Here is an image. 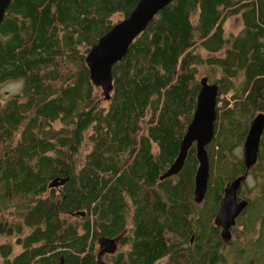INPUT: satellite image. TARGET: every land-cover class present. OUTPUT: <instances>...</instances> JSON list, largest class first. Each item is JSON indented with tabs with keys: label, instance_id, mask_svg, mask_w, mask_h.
<instances>
[{
	"label": "trees",
	"instance_id": "trees-1",
	"mask_svg": "<svg viewBox=\"0 0 264 264\" xmlns=\"http://www.w3.org/2000/svg\"><path fill=\"white\" fill-rule=\"evenodd\" d=\"M136 2L10 1L0 23V84L23 83L0 99V264H100L102 238L121 248L104 264L222 262L214 214L226 181L245 169L229 138L243 140L264 112V0H171L113 63L104 98L85 56L113 13L127 16ZM234 14L241 27L226 34ZM202 66L215 75L220 105L197 202L194 144L180 171L159 176L192 119ZM257 153L264 162V128ZM258 176L244 231L264 219V170ZM253 238L261 248L264 231Z\"/></svg>",
	"mask_w": 264,
	"mask_h": 264
},
{
	"label": "water",
	"instance_id": "water-1",
	"mask_svg": "<svg viewBox=\"0 0 264 264\" xmlns=\"http://www.w3.org/2000/svg\"><path fill=\"white\" fill-rule=\"evenodd\" d=\"M11 0H0V23ZM171 0H137L133 9L127 16L115 21L113 25L102 34L96 43L92 44L86 53L85 60L91 77L99 82L103 88L104 98L109 97L112 88L111 66L122 59L132 39L140 33L154 14ZM217 84L209 83L207 77L200 78V88L197 93L196 106L193 116L183 134L178 153L169 165L164 175L176 173L182 168L189 148L194 144L198 164L194 174L193 198L200 202L203 199L209 178V158L205 145L212 139L215 132L217 117ZM264 128V112H259L252 119L247 131L243 146V161L248 167L256 161L260 135ZM241 176L234 177L225 187L222 204L217 220L222 224V235L229 237V226L234 223L235 217L247 204L246 200L235 201V190L239 186ZM59 180H52L50 185H58ZM83 214V212H80ZM109 241L107 246L98 253L100 264H104L99 257L105 250L115 247V238H102ZM58 264H66L61 259Z\"/></svg>",
	"mask_w": 264,
	"mask_h": 264
},
{
	"label": "rangeland",
	"instance_id": "rangeland-1",
	"mask_svg": "<svg viewBox=\"0 0 264 264\" xmlns=\"http://www.w3.org/2000/svg\"><path fill=\"white\" fill-rule=\"evenodd\" d=\"M121 18H123V14L121 12H115L112 15V19L114 21H117ZM240 27H241V18L237 14H234V15L227 17V19L224 22V29H225L226 34H229L231 32H236L237 30H239ZM202 67L205 70H203L201 72L203 74V75L201 74V77L206 76L207 81L209 83H213L214 82L213 80L215 77L213 71L209 67L208 68L204 67V66H202ZM19 82H20V80H16V79L2 82L0 84V99L1 100L5 99V97L8 94L18 92V91H14V90L20 88ZM227 95H229V93H227ZM217 105H220L219 102L217 103ZM217 112H218V110H217ZM217 117H216V119H217ZM248 125H249V123H248ZM54 126H56V127L59 126V122H55ZM262 134H263V132L260 135V139L262 137ZM229 139L232 142L236 143V146L233 148V151H234L235 155L237 156V158H240V157L242 158V149H243L246 137H245V139L243 138V140H241V139H239V136L237 134H235L234 138L230 137ZM259 142H260V140H259ZM85 143L86 142H84V144ZM207 146L209 149V144ZM85 148H88V144L80 146V148H79L80 154L84 153ZM261 170H264V162H261L260 160H258V162L256 163L255 166L250 168V172H249L250 176L248 177L246 186H247L248 190L250 191L248 195L251 196L252 198H254V196L256 195L257 190H258V186H259V182L261 181V177L258 176V173ZM179 171H180V169H179ZM210 171H211V168H210ZM212 172L215 173L214 167L212 168ZM176 173H172V174H176ZM161 175H164V173H162ZM161 175L159 176V179H161L160 178ZM251 175H252V177H251ZM250 177H251V179H250ZM26 231H28L27 227H25L23 229L22 233H24ZM243 231H244L243 226L241 228L239 225H237V227L235 228V231L232 234V241H234V244H233L234 246H231V244L224 246V251H223L224 254L222 256L223 257L222 262H219L217 264H230V262L233 259V256H235V255H236V263L235 264H240L243 261L245 262V264H247V263L264 264V261H262L264 258V240L260 241L262 243V246L260 248L258 246V244H256V243H258L255 240L256 238H253L254 236H258V234L261 232L260 228L258 227V222L256 223V225L253 226L252 230H246L244 232ZM16 234L17 233H14L13 236H11L12 239L9 241H15L16 236H18ZM5 238H7V237L3 236V239H5ZM104 241H107V240H103V242H100L101 245L99 243V245L102 246L101 249H103L105 246H107L106 244L109 243V241H107L105 243H104ZM115 243L117 246L116 250L121 249L120 248V240L115 238ZM99 245L98 244L96 245L97 258H98V253L101 250ZM19 246L20 245L15 244V246H14L15 252L19 249ZM237 247H238V249H237ZM107 254L108 253H101L99 257L101 259L105 260L107 257ZM245 257H247V260H245ZM255 257H258V260ZM164 258L165 257H162L161 259H159L157 261V264H164V262H165ZM251 259H253V261L249 262V261H251Z\"/></svg>",
	"mask_w": 264,
	"mask_h": 264
},
{
	"label": "flooded vegetation",
	"instance_id": "flooded-vegetation-1",
	"mask_svg": "<svg viewBox=\"0 0 264 264\" xmlns=\"http://www.w3.org/2000/svg\"><path fill=\"white\" fill-rule=\"evenodd\" d=\"M242 160H243V149H242ZM171 162H173V161H171ZM257 162H258V153H257L256 161L253 164H250L248 167L244 165L245 169L243 171H237L238 173H236V175H235V176H241L239 186L235 190V194H234L235 201L236 202H241L243 200H246L247 204L242 208V210L239 212V214L235 217L234 223L229 226V232H230L229 237H224L222 235L223 227H222L221 221L217 220L216 216H217V214L219 213V211L221 209L222 197L224 195L225 187L230 184L232 179H228L226 181V183H225V185L223 187V190H222V192L220 194L218 205H217V209H216L215 214H214L215 215L214 220H215L216 226L218 227V232H219V235H220L219 253L222 256L224 254V252H223L224 251V246L229 245V244H231V246H234L233 245L234 241H232V234L235 231V228L237 227V225H239L241 228L243 226V228H244L245 222H243V217L246 215V213H247V211L249 209H252L253 207H255L254 200L256 199V197L254 196V198H252L251 196L248 195L250 191L248 190L246 185H247L248 177L250 176V174H249L250 168L255 166ZM169 165L167 166V168L169 167ZM166 176H162V178H165ZM261 220L262 219H258L256 221H254V223L252 224V226H251V228L249 230H252L253 226L256 225V223L258 222V227L260 228V231H261L260 233H262L264 231V219H263V222ZM191 240H192V238L190 239V241ZM105 242H107V241H105ZM100 245H101V243H100ZM101 248H102V246H100V249ZM116 248H117V246H116V243H115V247L112 250H105L102 253H112V252H114L116 250ZM237 249H238V247H237ZM250 264H252V263H250Z\"/></svg>",
	"mask_w": 264,
	"mask_h": 264
},
{
	"label": "clouds",
	"instance_id": "clouds-1",
	"mask_svg": "<svg viewBox=\"0 0 264 264\" xmlns=\"http://www.w3.org/2000/svg\"><path fill=\"white\" fill-rule=\"evenodd\" d=\"M22 83H23L22 81H20V82H19V84H20V88H22ZM20 88H18V89H16V90H14V91H19V90H20Z\"/></svg>",
	"mask_w": 264,
	"mask_h": 264
},
{
	"label": "bare ground",
	"instance_id": "bare-ground-1",
	"mask_svg": "<svg viewBox=\"0 0 264 264\" xmlns=\"http://www.w3.org/2000/svg\"><path fill=\"white\" fill-rule=\"evenodd\" d=\"M105 242V241H104Z\"/></svg>",
	"mask_w": 264,
	"mask_h": 264
}]
</instances>
